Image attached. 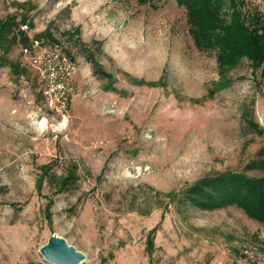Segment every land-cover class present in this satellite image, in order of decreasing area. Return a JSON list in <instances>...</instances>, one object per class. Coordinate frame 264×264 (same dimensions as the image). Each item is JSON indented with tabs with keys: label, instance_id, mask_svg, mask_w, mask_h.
Returning <instances> with one entry per match:
<instances>
[{
	"label": "rangeland",
	"instance_id": "1",
	"mask_svg": "<svg viewBox=\"0 0 264 264\" xmlns=\"http://www.w3.org/2000/svg\"><path fill=\"white\" fill-rule=\"evenodd\" d=\"M143 1L0 0L11 29L0 33V264H54L41 252L54 235L85 253L80 264H264V223L192 200L205 177L264 174L247 168L264 148L250 125L264 128L262 71L245 58L223 75L185 6ZM245 2L264 12V0ZM47 29L58 41L37 37ZM56 48L76 66L62 112L34 66ZM90 48L112 79L94 74ZM48 163L58 175L76 165L78 181L58 192L46 178L40 193Z\"/></svg>",
	"mask_w": 264,
	"mask_h": 264
},
{
	"label": "trees",
	"instance_id": "2",
	"mask_svg": "<svg viewBox=\"0 0 264 264\" xmlns=\"http://www.w3.org/2000/svg\"><path fill=\"white\" fill-rule=\"evenodd\" d=\"M144 0L143 2H146ZM180 5L187 8V19L190 32L196 46L203 51H216L217 62L223 75L239 66L247 58L260 68L264 76V12L259 8L246 6L245 0H178ZM10 21L0 23L2 37L9 38L11 33ZM26 41V48L32 40L24 31H20ZM37 37L50 38L58 41L47 29ZM70 55L68 49H64ZM87 60L92 64L93 72L102 79H112L97 58L94 49H86ZM14 66V63H11ZM139 85L157 86L158 82L137 81ZM250 125L260 134H264L256 120ZM250 170L264 172V148L259 156L247 166ZM49 178L51 185L58 187V192L67 190L79 179L77 166H73L66 175H58L53 171V164L41 166V175L37 180L38 191L41 193L45 179ZM193 202L202 209H217L237 206L250 217L264 223V174L259 177L249 176L243 171L227 170L212 177H205L194 188ZM54 199H49L47 216L52 223V206ZM155 246L153 235L148 240V249Z\"/></svg>",
	"mask_w": 264,
	"mask_h": 264
},
{
	"label": "built area",
	"instance_id": "3",
	"mask_svg": "<svg viewBox=\"0 0 264 264\" xmlns=\"http://www.w3.org/2000/svg\"><path fill=\"white\" fill-rule=\"evenodd\" d=\"M22 28L26 29L28 26L24 25ZM39 43L36 41L37 45ZM58 50L56 48L52 54L43 57L39 55L34 59L42 94L49 109L54 112H62L77 93L74 60L65 51L58 52Z\"/></svg>",
	"mask_w": 264,
	"mask_h": 264
},
{
	"label": "bare ground",
	"instance_id": "4",
	"mask_svg": "<svg viewBox=\"0 0 264 264\" xmlns=\"http://www.w3.org/2000/svg\"><path fill=\"white\" fill-rule=\"evenodd\" d=\"M40 123L42 124V127H46L47 119L44 118ZM61 248H66L67 250L74 252L78 256V260H81L80 262H84L86 259L85 253L74 245H71L62 237L56 236L51 238V240L43 247L44 251L51 254L58 252Z\"/></svg>",
	"mask_w": 264,
	"mask_h": 264
},
{
	"label": "water",
	"instance_id": "5",
	"mask_svg": "<svg viewBox=\"0 0 264 264\" xmlns=\"http://www.w3.org/2000/svg\"><path fill=\"white\" fill-rule=\"evenodd\" d=\"M56 236L57 235H54L51 238L56 237ZM51 238L49 239V241L51 240ZM44 246H42L41 248L42 254L46 257V259H48L54 264H80L82 263L80 262L81 260H78V256L74 252L69 251L66 248H61L58 252L51 254V253H47L46 251H44L43 249Z\"/></svg>",
	"mask_w": 264,
	"mask_h": 264
}]
</instances>
